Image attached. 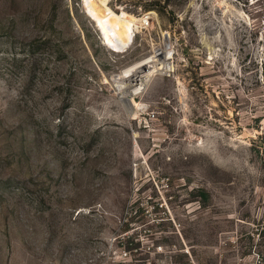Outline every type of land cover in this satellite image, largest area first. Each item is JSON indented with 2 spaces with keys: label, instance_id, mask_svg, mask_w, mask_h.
Returning <instances> with one entry per match:
<instances>
[{
  "label": "rangeland",
  "instance_id": "374dc122",
  "mask_svg": "<svg viewBox=\"0 0 264 264\" xmlns=\"http://www.w3.org/2000/svg\"><path fill=\"white\" fill-rule=\"evenodd\" d=\"M166 1L0 0V264H264V0Z\"/></svg>",
  "mask_w": 264,
  "mask_h": 264
},
{
  "label": "bare ground",
  "instance_id": "6f19581e",
  "mask_svg": "<svg viewBox=\"0 0 264 264\" xmlns=\"http://www.w3.org/2000/svg\"><path fill=\"white\" fill-rule=\"evenodd\" d=\"M85 7L91 17L97 22L108 45L114 48H118L127 42V27L130 24L137 25L145 21V17L136 18L125 12H113L108 7L107 0H85ZM169 59V52L156 53L122 71L117 76V79L126 82V85L122 87V99L130 111H133V105L127 96L138 94L149 79L168 67Z\"/></svg>",
  "mask_w": 264,
  "mask_h": 264
},
{
  "label": "trees",
  "instance_id": "16d2710c",
  "mask_svg": "<svg viewBox=\"0 0 264 264\" xmlns=\"http://www.w3.org/2000/svg\"><path fill=\"white\" fill-rule=\"evenodd\" d=\"M134 6L140 5L145 10H155L160 15L164 12H167L168 6L170 5L167 1L162 4L161 0H132ZM172 12V10H170ZM171 22V20H170ZM210 196L208 193H205L206 201L209 200Z\"/></svg>",
  "mask_w": 264,
  "mask_h": 264
},
{
  "label": "built area",
  "instance_id": "2783aa9c",
  "mask_svg": "<svg viewBox=\"0 0 264 264\" xmlns=\"http://www.w3.org/2000/svg\"><path fill=\"white\" fill-rule=\"evenodd\" d=\"M146 23H148V21H146Z\"/></svg>",
  "mask_w": 264,
  "mask_h": 264
}]
</instances>
